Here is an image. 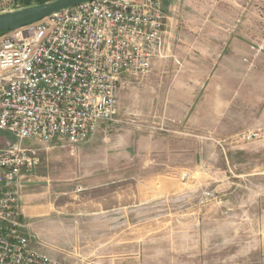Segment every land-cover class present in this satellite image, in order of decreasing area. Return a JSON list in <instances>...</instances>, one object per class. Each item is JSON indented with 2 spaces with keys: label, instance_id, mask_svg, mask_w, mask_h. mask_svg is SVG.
Listing matches in <instances>:
<instances>
[{
  "label": "rangeland",
  "instance_id": "rangeland-1",
  "mask_svg": "<svg viewBox=\"0 0 264 264\" xmlns=\"http://www.w3.org/2000/svg\"><path fill=\"white\" fill-rule=\"evenodd\" d=\"M161 7L165 57L152 58L147 74L119 87L115 122L93 133L98 151L83 160L78 155L92 135L75 146L37 145V170L51 175L56 189L127 196L132 212L157 216L132 220L130 242L123 245L128 254L112 258L115 264H264L263 132L217 137L231 126L205 129L195 107L187 106L202 97L203 70L209 72L204 50L224 45L206 36L236 37L247 70L245 52H264V0H162ZM15 141L0 130V149ZM111 165L120 166L115 176ZM257 171L256 184L251 174ZM154 176L161 181L152 184Z\"/></svg>",
  "mask_w": 264,
  "mask_h": 264
},
{
  "label": "built area",
  "instance_id": "built-area-1",
  "mask_svg": "<svg viewBox=\"0 0 264 264\" xmlns=\"http://www.w3.org/2000/svg\"><path fill=\"white\" fill-rule=\"evenodd\" d=\"M161 6L93 0L0 33V130L16 139L0 149V264H58L29 247L17 180L41 164L37 145H79L115 122L119 87L165 57Z\"/></svg>",
  "mask_w": 264,
  "mask_h": 264
},
{
  "label": "crops",
  "instance_id": "crops-1",
  "mask_svg": "<svg viewBox=\"0 0 264 264\" xmlns=\"http://www.w3.org/2000/svg\"><path fill=\"white\" fill-rule=\"evenodd\" d=\"M205 40L224 45L219 50L215 47H210L209 52L204 50V56L209 55L205 68L209 72L203 70L206 77L200 86L202 97L196 94L187 106L195 107L192 113L194 117L202 116L205 129L217 123L221 124L217 128L221 132L231 126V132L217 137L230 138L236 131L259 128L264 140V52H245L251 59L248 71L243 64L242 45L236 43V37L209 35ZM200 99L201 102L197 101ZM94 134L87 145L78 147L81 160L98 151L91 142ZM107 167L112 176L116 169L120 170L119 165ZM37 168L19 177L16 183L20 220L25 225L30 249L46 254L58 264H115L112 258L123 259L128 254L123 245L130 242L125 236L131 234L132 220L157 217L146 211L132 212L127 196L70 194L63 185L56 189L58 184L51 183L54 178ZM257 174L260 173L251 174V181L256 184ZM158 180L161 181L154 176L150 182L156 184Z\"/></svg>",
  "mask_w": 264,
  "mask_h": 264
},
{
  "label": "water",
  "instance_id": "water-1",
  "mask_svg": "<svg viewBox=\"0 0 264 264\" xmlns=\"http://www.w3.org/2000/svg\"><path fill=\"white\" fill-rule=\"evenodd\" d=\"M93 0H52L0 12V33L34 23L56 11L67 9ZM16 0H13L15 5Z\"/></svg>",
  "mask_w": 264,
  "mask_h": 264
},
{
  "label": "trees",
  "instance_id": "trees-1",
  "mask_svg": "<svg viewBox=\"0 0 264 264\" xmlns=\"http://www.w3.org/2000/svg\"><path fill=\"white\" fill-rule=\"evenodd\" d=\"M48 1H52V0H16L15 4L18 5V3H22L23 5L21 7H25L34 4H42Z\"/></svg>",
  "mask_w": 264,
  "mask_h": 264
}]
</instances>
